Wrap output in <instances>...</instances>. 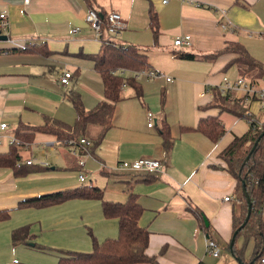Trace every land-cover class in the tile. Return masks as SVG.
I'll use <instances>...</instances> for the list:
<instances>
[{
    "label": "crops",
    "instance_id": "1",
    "mask_svg": "<svg viewBox=\"0 0 264 264\" xmlns=\"http://www.w3.org/2000/svg\"><path fill=\"white\" fill-rule=\"evenodd\" d=\"M89 8L101 15L118 13L125 28L116 36L103 32L102 39L137 46L146 55L149 70L160 76H140L138 89L126 86L121 91L110 127L91 154H84L80 147L73 154L72 148L59 145L53 136L35 133L19 156L23 163L27 159L34 165L46 162L48 170L17 177L10 168L0 167V211L9 212L0 221V264H57L61 254L56 250L89 252L93 239L116 238L117 219L103 216L100 200L17 207L25 198L74 188L91 176L100 180L94 185L103 190L106 201L122 203L129 194L136 195L142 207L139 225L149 231L146 253L155 256L158 264H215L212 258L219 256L206 254V240H213L219 253L227 249L232 212L240 204L235 180L218 155L250 124L246 118L206 107L212 99L206 89H216L223 78L243 77L231 64L236 55L224 53L213 60L203 55L239 42L264 64V50L255 45L264 42V0H0V13L7 22L6 39H0V123L8 126L0 133L1 154L8 152L9 139L20 125L40 126L44 116L73 124L69 92L79 95L85 110L104 100L102 80L91 59L102 39L85 22ZM150 9L157 16L156 42L148 26ZM183 35H189L191 43L174 46L173 40ZM27 43L42 46L48 53L22 51ZM183 52L198 57L180 59L177 55ZM65 71L71 78L61 84ZM249 109L256 118L258 104L251 103ZM149 112L154 118L151 127L147 126ZM208 116L218 118L225 128L216 143L196 130L198 121ZM162 122L172 141L168 151L158 132ZM99 131L100 127L90 125L86 140L92 141ZM142 157L160 159V172L114 169L120 162ZM78 160H83L82 167ZM79 171L86 175L82 183L77 179ZM262 217L264 222V204ZM21 227L27 228L28 236L14 244L12 232ZM242 243L240 237L236 246ZM252 250L250 239L245 259ZM226 259L223 256L221 262Z\"/></svg>",
    "mask_w": 264,
    "mask_h": 264
},
{
    "label": "trees",
    "instance_id": "2",
    "mask_svg": "<svg viewBox=\"0 0 264 264\" xmlns=\"http://www.w3.org/2000/svg\"><path fill=\"white\" fill-rule=\"evenodd\" d=\"M148 18V26L153 33L154 42H156L158 23L157 16L152 9L149 10ZM104 31L105 27L102 25L100 39H102ZM22 51L48 53L42 46H33L30 43H27ZM224 53L236 55L231 64L237 67L241 76L250 79L264 78V64L252 57L244 45L239 42L227 43L224 48L211 54H205L203 58L213 60ZM177 56L184 60H194L198 57L192 53L184 52ZM91 59L94 63V70L102 80L104 100L91 110H85L79 95L75 92H69L67 99L75 111L74 123L69 125L49 116H44V123L40 126L20 125L14 132V142L10 143L8 152L0 153V167L10 168L13 175L17 177L25 176L31 172L48 170L49 166L26 165L19 156V150L32 143L35 133L51 135L59 145L64 147L78 148L79 139H86L87 128L90 125H96L100 127L99 133L83 149L84 154H91L104 136L105 131L110 127L114 105L121 99L123 83L137 89L139 86L133 76H121L116 74V71L124 70L135 73L150 67L146 55L137 46L124 45L112 40L102 39L97 54H94ZM206 107H216L236 117L246 118V108L238 101L230 102L224 96H220L217 89H213V97L206 104ZM249 124V130L241 136H235L218 157L225 163L227 172L235 180V192L240 201L238 210H234L231 217V238H234L231 252L229 245L227 249L235 259L239 260V264H260V259L264 257V222L262 217L264 204V118L262 120L256 119ZM196 130L213 143H216L225 133V128L220 120L212 116L201 118ZM158 132L162 138L163 149L168 151L172 141L165 122H162ZM255 142H257L255 148L250 152ZM246 157L248 159L244 162ZM243 186L244 191L242 190ZM246 196L250 200V211L249 217L245 221L248 212ZM71 199L100 200L103 216L117 219L118 234L116 238H107L101 242L93 239L92 250L89 252L56 250L61 254L57 264H158L155 256L146 253L149 231L139 225L142 207L134 194H129L122 203L106 201L103 198L101 188L91 183H84L74 188L25 198L18 203L17 207L44 208ZM8 216V210L0 211V221L6 220ZM197 216L201 217L202 213L197 212ZM27 236V228L21 227L12 232V241L14 244L25 242ZM240 237L243 238V243L237 247L236 242ZM250 239L253 240V250L247 260L244 255ZM36 247L46 249L40 246ZM197 264L205 263L200 261Z\"/></svg>",
    "mask_w": 264,
    "mask_h": 264
},
{
    "label": "built area",
    "instance_id": "3",
    "mask_svg": "<svg viewBox=\"0 0 264 264\" xmlns=\"http://www.w3.org/2000/svg\"><path fill=\"white\" fill-rule=\"evenodd\" d=\"M167 0H162V3H166ZM85 22L89 25V27L95 32L96 35L101 34V26L104 25L105 31L110 36H116L119 34L124 28L125 24L121 19V16L118 13L111 12L105 15L99 14L96 10L89 8L85 14ZM6 28L7 22L5 20V15L0 13V35L6 36ZM191 38L189 35H183L177 37L173 40L174 46H181V45H189L191 43ZM126 71L118 70L116 74L121 76L125 75ZM134 78L135 80L138 79L140 76H147L149 79L155 78L160 76L159 73H155L150 71L149 69L135 72ZM71 78V73L69 71L63 72L62 76L60 77L61 84H68ZM170 78H166V81H169ZM264 80V79H262ZM261 80L257 79H250L245 77H239L233 81L223 78L222 84L218 86L216 89L219 92L220 96H224L228 101H238L241 103L245 108V116L249 123L256 121L254 118V113L250 111L249 105L251 103L256 102L258 104L259 110L261 114L264 116V85L262 87L259 86V82ZM126 87L123 83L122 90ZM205 94L213 97V89H206ZM148 123L147 126L151 127L153 125V115L152 113H147ZM6 123H0V133L7 129ZM10 143L14 142V138H10ZM9 143V144H10ZM73 144V143H71ZM89 141L85 138L79 139V147L84 149V146L89 145ZM53 143L48 144V148H52ZM72 153H77L76 148H72ZM42 153L45 152L44 148H42ZM26 165H34L31 159H27L24 162ZM41 166H48L46 162L39 163ZM38 165V164H37ZM78 167H82L84 165L83 160L77 161ZM162 167V161L158 158L152 157H142L132 162H120L115 166L116 171H128L140 174H155L159 173ZM77 179L80 183L84 182L86 179V175L83 172H78ZM229 197H225L224 200H228ZM219 247L218 245L210 239L206 240V254L212 257L219 256ZM260 264H264V257L260 259Z\"/></svg>",
    "mask_w": 264,
    "mask_h": 264
},
{
    "label": "rangeland",
    "instance_id": "4",
    "mask_svg": "<svg viewBox=\"0 0 264 264\" xmlns=\"http://www.w3.org/2000/svg\"><path fill=\"white\" fill-rule=\"evenodd\" d=\"M255 45H256L257 47L261 48L262 50H264V42L260 41L259 44H256V43H255ZM227 77H229V76H227ZM231 81H233V80H231ZM263 85H264V80H261V81L259 82V86L262 87ZM256 115H257L256 118H263V117H264V116L261 114V112L256 113ZM81 158H83V157H81ZM84 158H85V157H84ZM95 178H96V176H93V177L91 176V178H90V179H87V180L85 181V183H87V184H88V183H92L93 185H94L95 183H99L98 181H100V180L95 181ZM219 249H220V247H219ZM223 256H225L227 259H226V260H223V261L221 262ZM220 258H221V259H220ZM212 260L214 261L215 264H217V263L220 264V262H221V264H239V263L237 262V260L231 255V253H230V252L228 251V249H226V248L220 251V253H219V259H214V258H212ZM228 260H229V262L226 263Z\"/></svg>",
    "mask_w": 264,
    "mask_h": 264
},
{
    "label": "water",
    "instance_id": "5",
    "mask_svg": "<svg viewBox=\"0 0 264 264\" xmlns=\"http://www.w3.org/2000/svg\"><path fill=\"white\" fill-rule=\"evenodd\" d=\"M0 39H6V37L3 36V35H2V36L0 35ZM256 143H257V142H255V143L253 144V146H252L250 152L255 148ZM247 159H248V157L245 158L244 162H245ZM242 190H243V191L245 190V189H244V186L242 187ZM246 201H247V204H248V212H247V215H246L245 221L248 219V217H249V211H250V200H249V198H248L247 196H246ZM204 221H205V219H204ZM244 223H245V222H244ZM244 223L242 224V226L244 225ZM205 224L207 225V222H206V221H205ZM233 241H234V238L232 237L231 240H230V242H229L230 252H231V248H232V245H233ZM236 260H237V262H239L238 259H236Z\"/></svg>",
    "mask_w": 264,
    "mask_h": 264
}]
</instances>
